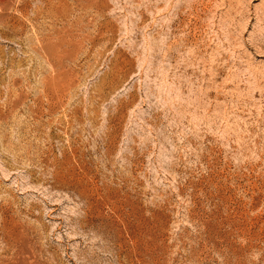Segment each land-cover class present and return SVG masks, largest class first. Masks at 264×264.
Returning a JSON list of instances; mask_svg holds the SVG:
<instances>
[{
	"label": "rangeland",
	"instance_id": "1",
	"mask_svg": "<svg viewBox=\"0 0 264 264\" xmlns=\"http://www.w3.org/2000/svg\"><path fill=\"white\" fill-rule=\"evenodd\" d=\"M0 264H264V0H0Z\"/></svg>",
	"mask_w": 264,
	"mask_h": 264
},
{
	"label": "bare ground",
	"instance_id": "2",
	"mask_svg": "<svg viewBox=\"0 0 264 264\" xmlns=\"http://www.w3.org/2000/svg\"><path fill=\"white\" fill-rule=\"evenodd\" d=\"M9 223H12L11 224V226L10 227H8L7 229H8V233H9V237H11L12 239V241H14V242H18V240H19V235H18V232H17V230H16V226L14 225V220L12 219L11 221H9ZM5 227V226H4ZM4 227H2V228H4ZM4 230V229H3ZM5 236V235H4ZM8 236V235H7ZM7 239V238H6ZM8 240H9V238H8ZM9 242V241H8ZM12 244V243H11Z\"/></svg>",
	"mask_w": 264,
	"mask_h": 264
}]
</instances>
